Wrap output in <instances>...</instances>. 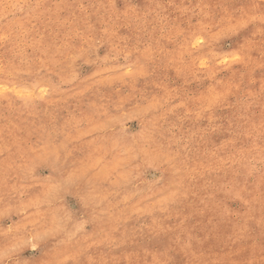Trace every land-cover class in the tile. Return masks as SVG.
I'll return each mask as SVG.
<instances>
[{"label": "rangeland", "instance_id": "obj_1", "mask_svg": "<svg viewBox=\"0 0 264 264\" xmlns=\"http://www.w3.org/2000/svg\"><path fill=\"white\" fill-rule=\"evenodd\" d=\"M0 264H264V0H0Z\"/></svg>", "mask_w": 264, "mask_h": 264}, {"label": "bare ground", "instance_id": "obj_2", "mask_svg": "<svg viewBox=\"0 0 264 264\" xmlns=\"http://www.w3.org/2000/svg\"><path fill=\"white\" fill-rule=\"evenodd\" d=\"M199 38V37H198Z\"/></svg>", "mask_w": 264, "mask_h": 264}]
</instances>
